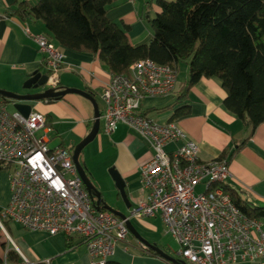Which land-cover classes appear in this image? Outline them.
I'll use <instances>...</instances> for the list:
<instances>
[{"label": "built area", "instance_id": "1", "mask_svg": "<svg viewBox=\"0 0 264 264\" xmlns=\"http://www.w3.org/2000/svg\"><path fill=\"white\" fill-rule=\"evenodd\" d=\"M29 36L44 55L46 88H58L64 51L49 34ZM126 74H112L98 94L102 102V132L111 136L120 124L141 136L151 156L140 163L145 196L131 204L125 217L97 206L77 171L73 153L66 146H50L51 127L45 114L28 116L9 110L0 99V162L10 178V202L0 216L28 230L49 235L79 237L88 249L91 264H106L119 243L131 247L128 221L158 216L166 233L188 264H228L264 260V220L250 218L224 190L232 176L228 158L202 160L199 144L176 119L155 121L142 109L146 97H177L182 84L178 69L145 58L134 62ZM1 223V221H0ZM147 253L150 246L137 240ZM0 264L21 263L4 259Z\"/></svg>", "mask_w": 264, "mask_h": 264}, {"label": "crops", "instance_id": "2", "mask_svg": "<svg viewBox=\"0 0 264 264\" xmlns=\"http://www.w3.org/2000/svg\"><path fill=\"white\" fill-rule=\"evenodd\" d=\"M23 1H29L32 4L38 2V0H0V89L15 93L27 92L24 89L25 81L35 73H47L44 55L36 47V43L26 35L25 28L28 27L35 33L45 34L48 30L43 20L34 19L33 16L23 19L16 14V9ZM159 2L160 0H117L109 6L107 16L113 22L128 28L126 31L133 46L148 44L153 38L150 20L161 11ZM56 42L61 45L57 40ZM62 48L65 57H63L64 64L59 70V87L84 90L88 88L95 91L102 115L103 105L99 102L98 94L101 93L103 84L109 81L112 74L96 54L68 49L64 46ZM187 64L188 61L184 65L181 64L185 66V74L182 77L179 74L181 65L178 69L177 78L182 85H186L189 77ZM226 96L227 92L219 77H201L189 89L186 103L184 102L189 108L188 112L179 117H173L175 109H164L175 100V97H149L145 98L141 105L149 118L155 121L166 123L176 119L182 129L199 144L200 158L207 161L221 156L226 148H236L249 135L244 123L225 106L223 101ZM31 103L33 104L31 110L42 112L47 116L48 125L51 127L50 146L55 141L53 146L62 145L73 151L75 145L89 134L94 124L93 103L77 93H69L60 99H44ZM14 104L12 100L8 102V107L13 106V109H16ZM99 120V132H101L103 120L101 117ZM110 137L111 143L106 145L103 151L111 150L114 155L107 156L104 169L108 172L109 168L115 167L120 172L127 184L129 202L133 204L145 196L139 181V165L147 160L152 152L146 141L124 124H120ZM248 139L229 161L232 176L227 184L245 190L252 201L264 206V122L258 125ZM81 163L84 164L91 183H94L93 167L85 159ZM94 184L101 192V188ZM9 185L8 171L0 170V211L10 202L11 186ZM102 192L105 204L116 209L110 197L103 195ZM125 206L126 212L116 210L126 214L130 206L127 207L126 203ZM0 221L2 234L0 254L4 259H7L8 250H14L22 260L26 258L30 262H41L48 258L50 264H91L88 249L79 237L68 238L62 232L49 235L42 230H28L3 216H0ZM158 221L161 225L157 223ZM131 222L139 236L168 253L166 248L160 246L156 236L160 226L166 233L161 218L147 217L134 219ZM137 239L142 241L130 232L128 242L131 247L124 250L125 244L119 243L110 260L122 264H168V261L159 255L140 251L137 248ZM228 264H264V260Z\"/></svg>", "mask_w": 264, "mask_h": 264}, {"label": "trees", "instance_id": "3", "mask_svg": "<svg viewBox=\"0 0 264 264\" xmlns=\"http://www.w3.org/2000/svg\"><path fill=\"white\" fill-rule=\"evenodd\" d=\"M116 1L38 0L36 4L23 1L16 14L23 19L33 16L43 20L47 34L60 46L96 54L111 74H126L134 62L149 57L177 69L188 61L186 85L164 108L175 109L174 118L188 112L184 102L189 89L201 77H219L227 92L225 106L249 131L236 148L222 151L220 157L230 161L264 122V0H160L161 11L150 20L153 38L140 46L130 43L127 27L108 19V8ZM85 90L97 99L95 91ZM0 99L12 101L1 95ZM5 169L6 165L0 162V170ZM224 190L244 214L264 220V206L252 201L245 190L229 184H225ZM1 236L0 230V239ZM147 253L158 255L152 247ZM7 259L22 262L14 250H8ZM176 259L188 264L180 257ZM3 260L0 254V262ZM106 264L122 263L109 260Z\"/></svg>", "mask_w": 264, "mask_h": 264}, {"label": "water", "instance_id": "4", "mask_svg": "<svg viewBox=\"0 0 264 264\" xmlns=\"http://www.w3.org/2000/svg\"><path fill=\"white\" fill-rule=\"evenodd\" d=\"M47 79H48L47 73L37 72L32 77H30L28 80L25 81L24 89L27 90V92L15 93V92L7 91L4 89H0V95L5 98H9L13 100L15 102L14 106L16 110L20 111L24 116H28L29 113L32 111L31 109H33V104L31 102L33 101L62 97L69 93H75V94L77 93L79 95H82L88 98L94 105L93 106L95 110L94 124L90 132H88L89 134L83 140H81L78 143V145H75V148L72 151L73 160L77 166V169H78L77 171L79 172L81 178L83 179V183L86 189L89 191L90 195L95 200L96 205L99 207L101 206H103L104 208L106 207L107 210L124 218L125 217L124 213L112 207H109L107 204H105L102 198L101 192L98 190V188L95 186L94 183H91L89 174L86 168L82 165L80 158H79L84 148L96 138V136L98 135L100 131V120L99 119L101 117V111H100V108L98 107L99 104L97 102L96 97L92 95V93L84 89H79V88H74V87L46 88L45 83H47ZM109 173L114 180L113 182H115V185L119 190L118 194L121 195L127 207H129L131 204L129 202V197H128L127 190H126V185H127L126 181L124 180L120 172L115 167L109 168ZM127 225L131 232H133L144 243H147L150 247L154 248V250L157 251L158 255L166 259L170 264L171 263L183 264L181 262H178V260L175 257L168 255V253H166L160 247L154 244L148 243V241L144 240L141 236H139L137 232L135 231L136 229L134 228L131 221H128Z\"/></svg>", "mask_w": 264, "mask_h": 264}, {"label": "rangeland", "instance_id": "5", "mask_svg": "<svg viewBox=\"0 0 264 264\" xmlns=\"http://www.w3.org/2000/svg\"><path fill=\"white\" fill-rule=\"evenodd\" d=\"M184 65V63H183ZM181 65L180 69V77H182L185 74V66ZM155 97H170L173 98L172 95L167 96H154ZM149 98V97H146ZM101 102V100H99ZM9 110H13V106L8 107ZM55 141L51 143V145H55ZM111 143V137L103 133L102 131L98 133L97 137L89 143L83 150V153L80 155V161L82 162L84 159L89 162V164L93 167L92 170H94V183H96L102 190L101 192L104 193L103 195L109 196L112 204L115 205L116 209H120L123 212H126L127 208L125 206V203L119 193L118 188L115 185V182H113V178L111 177L109 170L106 172L104 169L106 166L107 156H113L114 152L109 151H103L106 145H110ZM107 150V149H105ZM108 152V153H107ZM108 174V175H107ZM109 176V177H107ZM93 180V176L91 177ZM161 225L160 221L157 222ZM159 225V226H160ZM157 238L159 239L158 243L162 248H166L168 250V255H171L172 257L179 258L177 255L180 249V245L176 240L168 233H164V230H162V227L160 226L159 232H157Z\"/></svg>", "mask_w": 264, "mask_h": 264}, {"label": "bare ground", "instance_id": "6", "mask_svg": "<svg viewBox=\"0 0 264 264\" xmlns=\"http://www.w3.org/2000/svg\"><path fill=\"white\" fill-rule=\"evenodd\" d=\"M45 63V62H44ZM84 165V164H83ZM224 187H225V185H224ZM131 201V200H130ZM125 214V213H124ZM133 223V222H132ZM131 232V231H130ZM132 233V232H131ZM138 240V239H137ZM155 251V250H154ZM166 252V251H165ZM160 256V255H159ZM164 259V258H163ZM178 260V259H177ZM169 263V262H168Z\"/></svg>", "mask_w": 264, "mask_h": 264}]
</instances>
